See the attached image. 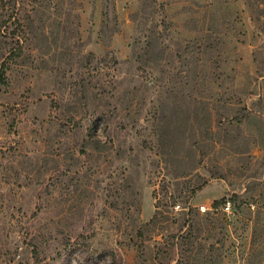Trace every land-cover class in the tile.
Instances as JSON below:
<instances>
[{"label": "rangeland", "instance_id": "obj_1", "mask_svg": "<svg viewBox=\"0 0 264 264\" xmlns=\"http://www.w3.org/2000/svg\"><path fill=\"white\" fill-rule=\"evenodd\" d=\"M4 8L0 4L2 17ZM20 19L27 23L22 29L23 58L12 63L5 81H0L1 264L55 262L51 246L57 233L68 229L64 210L68 224L91 236L89 254L82 255L81 239L77 248H82L71 264H161L172 256L171 264H207L205 257L201 263L172 252L173 236L181 229L191 230L196 244L208 238L206 249L213 244L222 248L218 264H248L255 232L259 238L255 248H264V105L258 106L261 97L264 104V0H26ZM141 31L162 36L168 52L196 54L194 99L200 102L201 113L211 102L214 119L218 118L226 101L238 108L241 99L261 130L241 125L247 136L241 142L234 124L225 141L215 127L210 140H201L193 160L169 166L160 163L142 136L138 148L143 163L138 169L135 161L131 174L125 171L126 163L111 155L106 160L85 158L69 139L78 122L89 132L85 106L77 109L80 120L70 119L60 108L61 101L71 98L68 87L77 91L79 83L62 76L58 67L77 55L82 60L80 78L90 88L110 86L121 78L137 82L139 74L146 75L136 69L131 73L127 62ZM200 38L210 40L206 50L196 42ZM9 42L0 37V52H7ZM62 44L70 52L63 62L58 57ZM167 62L169 81L179 64L171 57ZM152 76L158 78V71ZM204 117L201 127L207 125ZM152 124H142L141 129ZM96 134L95 143L105 140L102 131ZM205 183L192 196V190ZM233 195L239 197L236 205ZM223 197L225 204L214 210L213 203ZM228 202L229 212L223 210ZM177 204L181 211L174 210ZM156 205L163 214L152 223ZM200 205L211 210L202 213ZM190 209L193 219L185 225L184 212ZM208 224L223 226V234L209 237Z\"/></svg>", "mask_w": 264, "mask_h": 264}, {"label": "trees", "instance_id": "obj_2", "mask_svg": "<svg viewBox=\"0 0 264 264\" xmlns=\"http://www.w3.org/2000/svg\"><path fill=\"white\" fill-rule=\"evenodd\" d=\"M25 1L26 0H0V4L5 5L7 10L6 16H0V37L2 39L8 37L11 41V43L9 42L11 47L6 50L7 52H4L5 54L0 52L1 83L5 81L6 74L10 70L11 64L16 62L19 58H23L24 46L21 43L22 29L25 28L24 26L27 23H24L20 19V15ZM144 20L146 21V18H144ZM211 22L213 23V19H211ZM10 27H14V29L8 32ZM142 33L143 31L136 37L132 45L131 57L127 62L131 65V73L132 69H136L138 73H145L146 78L139 74L137 82L133 78H121L120 81L115 79V81H113L114 84H110V86L108 84L107 86L101 85L98 89L93 87L90 88L85 84L82 77L80 78L82 60L77 55L69 56L73 59L60 63L61 65L58 67L62 76L66 78L68 75L70 79H75V82L79 83L77 91H73L68 87L71 98L67 101H61L60 108L64 107L63 111H65L66 116L70 117V119L80 120L78 118L77 109H79L80 106H85L86 117L84 121L85 125H88V128H90L89 132L87 133L85 126L78 122V124L73 127V132L71 131L69 135L71 142H73L75 146L81 148L85 158L89 160H93L94 158H96V160H100V158L106 160L109 158V155H111L113 160L126 163L125 171L131 174L135 166V161H139V164H136L138 169L143 163L140 159L143 154L140 153L138 148V141L142 136L152 145L153 152H156L155 156L159 158L160 163L169 166L171 164L175 165L183 163L184 161L193 160L198 151L202 148L201 140H210L211 137L209 136L214 133L215 127L223 133L222 136L225 141L227 140L228 128L234 124L237 126L239 133L238 139L241 142L247 140L246 134L244 135L246 129L242 130L241 125H250L251 131H254V128L256 131L261 130L259 128L261 127L259 125L260 122L253 116V111L248 109L241 99H238V108H231L232 105L228 104L227 101L220 106V108H224L225 111L220 117L218 115V118H215L216 120L214 119L215 114L211 110V106L214 104L211 102L208 104L210 108L207 112L201 113L199 106L200 102L194 99L197 76H194L195 74L193 71L199 67L197 64L196 67L193 68L196 54L190 55L186 53L187 51L184 52V54L187 55V59L185 58V62L183 60L181 62V58H184L185 55L179 53L180 50L178 49L176 50L178 54L168 52L169 46L165 44L162 36H157L155 33ZM195 33L198 34L199 31ZM209 41L208 38H200L197 39L196 42L199 43L201 48H205L206 43ZM69 53L65 44L59 47L58 57L62 58L61 62L65 60L64 58H66ZM170 57L173 61H177L179 66L174 69L175 73L172 74L171 80L166 81L168 73L164 63L167 65V59ZM199 59L200 58H198V60ZM183 66H187L188 71L184 70ZM154 70L158 71V78L152 76ZM184 71H186V76L183 75ZM262 101L263 98L261 97L260 102H258L260 108L264 105ZM242 105L244 106L242 107ZM227 113H233L234 116L229 118ZM204 114L207 125L201 127L200 123H202V115L204 116ZM152 122L153 124L148 129H141L142 124H149ZM99 131L104 133L105 140L103 142L97 140L96 143H98V145H96L93 141V136H97L96 133ZM225 141L223 143H225ZM99 144H104L103 147L105 148H101ZM211 145L214 148V145ZM73 159L77 162L80 161V157H73ZM71 167L68 166L67 170L70 171ZM73 167L78 168V164H74ZM181 175H183L182 172L178 174V177ZM205 185L206 183L200 185L196 190H192V196H195L198 191H201L200 189ZM238 198V195H233L231 198L232 203L234 202L236 205L239 200ZM225 202L226 198L223 197L220 200H216L212 207L214 210H218ZM240 203L241 205L244 204L243 201ZM160 207V205H156V212L152 223L157 222L158 217L163 214ZM78 211L81 210L78 209ZM61 213L64 217V222L67 223L64 227L67 226L68 229L67 232H62L63 234L61 235L57 233L56 235V243L53 247L51 246L53 251L50 250L55 256V262H52V264H71L73 256L78 249L83 247L81 249L82 255L89 254L90 250H88L87 239L91 236L85 234L83 231L78 232V225L74 227L73 223L68 224L67 219H70L68 217V210L61 211ZM193 215V209L184 212L185 225L192 222ZM77 217L83 218V215H78ZM208 217L209 216H207V218ZM60 221H62V219H60ZM208 225L209 231H211L209 237L223 234V226L216 227L215 224L213 227H210V224ZM190 227L193 228L194 226L191 224ZM204 227L205 226H203V229ZM80 229L84 230L81 226ZM81 239H84L83 246L77 248V245H80L79 241ZM207 240L208 238H205L196 244V238L191 230L186 231L181 229V231L173 236V244L170 248L173 250L172 252L177 255L180 252L186 254L188 261L193 258L194 261L203 263L202 259L205 257L207 259V264H212L213 262L211 259L217 256V260H214V262L216 261L214 264L220 263L222 248H216V244H213L212 246L209 245L206 249V244H204V242L206 243ZM258 242L259 238L256 237L255 232L248 264H261L264 248H255ZM18 248H20L19 245L16 248V256L17 251H19ZM84 249H86L87 252ZM207 250L208 253H206ZM34 251V253H36V259H39V254L41 253L39 247L36 246ZM173 261L174 256L169 260L161 262V264H171ZM4 264H8L7 261H5Z\"/></svg>", "mask_w": 264, "mask_h": 264}, {"label": "built area", "instance_id": "obj_3", "mask_svg": "<svg viewBox=\"0 0 264 264\" xmlns=\"http://www.w3.org/2000/svg\"><path fill=\"white\" fill-rule=\"evenodd\" d=\"M199 209H200V211H201L202 213H207L208 211L211 210V209L208 208L206 205H200V206H199ZM230 209H231V202H228V203L226 204V208L223 209V210H226L227 212H229ZM174 210H175V211H181V210H182L181 205H180V204L175 205V206H174Z\"/></svg>", "mask_w": 264, "mask_h": 264}]
</instances>
